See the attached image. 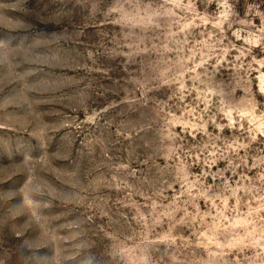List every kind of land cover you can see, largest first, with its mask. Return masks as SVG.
<instances>
[{"label":"rangeland","instance_id":"rangeland-1","mask_svg":"<svg viewBox=\"0 0 264 264\" xmlns=\"http://www.w3.org/2000/svg\"><path fill=\"white\" fill-rule=\"evenodd\" d=\"M0 264H264V0H0Z\"/></svg>","mask_w":264,"mask_h":264}]
</instances>
